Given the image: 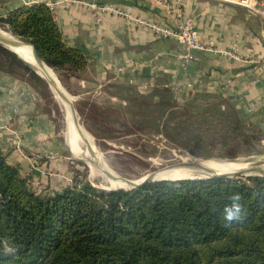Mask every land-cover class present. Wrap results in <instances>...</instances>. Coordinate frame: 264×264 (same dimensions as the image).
Masks as SVG:
<instances>
[{
    "label": "trees",
    "instance_id": "1",
    "mask_svg": "<svg viewBox=\"0 0 264 264\" xmlns=\"http://www.w3.org/2000/svg\"><path fill=\"white\" fill-rule=\"evenodd\" d=\"M2 25L68 81L85 69V57L65 44L46 5L15 9L0 16ZM0 71L50 97L45 80L2 45ZM166 94L136 93L130 101L169 116L203 109L195 96L178 104ZM221 103L229 133L262 136ZM235 204L238 218L227 221ZM0 264H264V177L162 180L109 193L83 182L42 195L0 150Z\"/></svg>",
    "mask_w": 264,
    "mask_h": 264
},
{
    "label": "crops",
    "instance_id": "2",
    "mask_svg": "<svg viewBox=\"0 0 264 264\" xmlns=\"http://www.w3.org/2000/svg\"><path fill=\"white\" fill-rule=\"evenodd\" d=\"M91 1L0 0V16L36 4L51 10L65 44L86 60L80 76L70 78L80 88L75 100L91 95L128 104L110 93L116 84L141 94L167 91L177 103L207 95L230 103L264 134V24L256 12L236 3L181 0L200 40L214 49L193 51L184 62L182 46L150 27L173 26L156 0H97L113 9L106 12L92 10ZM44 107L33 87L0 71V150L37 191L52 194L69 185L72 172L52 112Z\"/></svg>",
    "mask_w": 264,
    "mask_h": 264
},
{
    "label": "rangeland",
    "instance_id": "3",
    "mask_svg": "<svg viewBox=\"0 0 264 264\" xmlns=\"http://www.w3.org/2000/svg\"><path fill=\"white\" fill-rule=\"evenodd\" d=\"M0 30L9 32L3 25L0 26ZM52 72L62 90L71 97L78 124L89 133L106 166L124 179H137L144 174L164 170L162 167L168 165L196 163L215 158L239 159L264 155L263 133L259 136L251 130H245L242 133L243 138V136L228 132V123L221 113L226 106L225 104L223 106L218 98L196 95V104L203 105V109L199 110L197 115L169 116L170 111L167 112L154 106L143 110L141 104L135 109L130 98L139 92L120 84H116L117 86H114L110 93H117L120 98L127 99L128 104L119 100H109V103L105 99L92 100L91 95L75 100L74 93L80 92L76 82L68 81L64 73L58 75L53 70ZM49 90L50 97L42 96V98L44 108L52 112L55 127L61 141L66 146L65 154L69 158L72 172L70 183L67 186L88 182L97 190L105 193L130 191L105 190L101 187L100 180L102 179H98V176L89 172L86 162L71 155L65 135L66 124L62 103L55 97L52 90ZM164 96L166 99L170 97L169 94ZM172 101L170 97V102ZM165 126L168 127L167 133H165ZM19 174L25 178L31 191L47 195L42 193L43 190L42 192L37 191L31 184L30 178L23 176L20 172Z\"/></svg>",
    "mask_w": 264,
    "mask_h": 264
},
{
    "label": "bare ground",
    "instance_id": "4",
    "mask_svg": "<svg viewBox=\"0 0 264 264\" xmlns=\"http://www.w3.org/2000/svg\"><path fill=\"white\" fill-rule=\"evenodd\" d=\"M0 33L5 36H10L6 31L0 30ZM11 50L15 52L20 58L30 63L33 68L42 75L45 79L50 81L52 86L50 89L54 93L55 97L62 103L64 110V119L66 124V140L68 144L69 151L71 155L82 161H85L89 172L94 176H98L101 182V187L105 190L114 189H127L129 185L116 175L112 170H110L106 163L101 158L100 151L95 147L90 135L86 132L79 124H76L73 120V112L68 101L64 100L62 96L57 94V90L54 87L60 88L58 81L53 74L52 70L46 66H41L35 62L32 56L31 48L27 45H20L17 47H12ZM56 88V89H58ZM65 94V93H64ZM247 158V157H246ZM263 162V163H262ZM200 169L192 168L189 166L181 167L175 166L173 168H167L164 170H159L155 172V179L157 180H184V179H198L204 178L208 174L201 169H208L211 174L220 173H231L253 166H261L264 169V155L263 161L258 162H247L245 158L232 159H206L196 162ZM189 164V163H185ZM173 166V165H172ZM104 171L109 172V177L105 175ZM152 174V173H150ZM150 174H144L137 179H133V182L138 183L142 181L146 176ZM92 177V176H91ZM128 179V178H127ZM99 183V182H98ZM97 183V184H98Z\"/></svg>",
    "mask_w": 264,
    "mask_h": 264
},
{
    "label": "built area",
    "instance_id": "5",
    "mask_svg": "<svg viewBox=\"0 0 264 264\" xmlns=\"http://www.w3.org/2000/svg\"><path fill=\"white\" fill-rule=\"evenodd\" d=\"M162 5L166 14L172 16L173 26H159L151 24L152 31L162 37L168 38L179 43L183 48V54L180 58L186 62L191 59V54L196 50H214L211 42L204 44L195 30L190 18L186 17L182 11L181 0H156ZM227 3H236L250 11L256 12L264 24V1L258 5L257 0H217ZM89 6L94 11L106 12L113 11L111 7L100 5L97 0L91 1ZM225 55H231L227 52H221ZM264 66V61L262 62Z\"/></svg>",
    "mask_w": 264,
    "mask_h": 264
},
{
    "label": "water",
    "instance_id": "6",
    "mask_svg": "<svg viewBox=\"0 0 264 264\" xmlns=\"http://www.w3.org/2000/svg\"><path fill=\"white\" fill-rule=\"evenodd\" d=\"M10 34V36H5L3 34L0 33V45L4 46L5 48L9 49L10 51L12 47H17L20 46L22 44L27 45L31 48V52H32V56L33 59L35 60V62L41 66H46L48 67L39 57V55L37 54V52L35 51V49L33 48L32 45H30L29 43H26L22 40H20L19 38L13 36L10 32H8ZM13 52V51H12ZM15 53V52H13ZM16 54V53H15ZM17 55V54H16ZM18 56V55H17ZM19 57V56H18ZM20 58V57H19ZM20 60L27 65L29 68H31L36 74H38L41 78H43L45 80V82L48 85V88L50 89V87L52 86L51 82L48 81L47 79H45L42 75H40L34 68L33 66L28 63L27 61L23 60L22 58H20ZM49 68V67H48ZM60 86V85H59ZM55 90H57V94L59 96H62L64 100L68 101L70 106H71V110L73 112V120L75 121L76 124H78L77 122V117H76V113H75V109L73 108L72 105V99L71 97L66 94L62 88H58V87H54ZM58 88V89H56ZM65 93V94H64ZM218 159H224V158H218ZM237 158H232V160H236ZM247 159V162H258V161H263V155H259V156H251V157H247L245 158ZM79 160V159H78ZM225 160V159H224ZM82 161V160H80ZM175 166H181V167H185V166H189L192 168H196V169H200L199 165L197 163H189V164H185V163H180V164H175V165H168L165 167H162L163 169H167V168H173ZM204 172H207L210 175L205 176L203 179H209V178H214V177H225V178H240V177H264V169L261 166H253L250 168H246L244 170H240V171H236V172H231V173H220V174H211V172L208 169H201ZM105 175H107L109 177V172L104 171ZM128 185L129 187L127 189H114V190H132V189H137L142 187L143 185L147 184V183H151V182H156V181H160L155 179V173L153 172L152 174L146 176L142 181L135 183L133 182V180H129V179H124L122 178ZM199 180H202L201 178H198ZM184 180H188V179H184ZM196 180V179H193ZM169 181H174V180H169Z\"/></svg>",
    "mask_w": 264,
    "mask_h": 264
},
{
    "label": "clouds",
    "instance_id": "7",
    "mask_svg": "<svg viewBox=\"0 0 264 264\" xmlns=\"http://www.w3.org/2000/svg\"><path fill=\"white\" fill-rule=\"evenodd\" d=\"M237 199H239V197H237ZM233 209L234 210H229L225 219L227 221H232L234 219L238 218V214L240 212V206L238 204L233 205Z\"/></svg>",
    "mask_w": 264,
    "mask_h": 264
}]
</instances>
